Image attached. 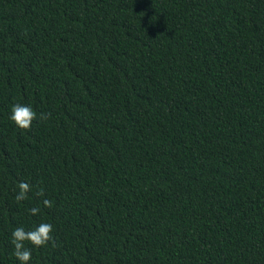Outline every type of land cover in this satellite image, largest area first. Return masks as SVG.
<instances>
[{"label":"trees","instance_id":"16d2710c","mask_svg":"<svg viewBox=\"0 0 264 264\" xmlns=\"http://www.w3.org/2000/svg\"><path fill=\"white\" fill-rule=\"evenodd\" d=\"M41 222L32 264H264V0H0V264Z\"/></svg>","mask_w":264,"mask_h":264},{"label":"clouds","instance_id":"9594fccd","mask_svg":"<svg viewBox=\"0 0 264 264\" xmlns=\"http://www.w3.org/2000/svg\"><path fill=\"white\" fill-rule=\"evenodd\" d=\"M41 118L43 114H41ZM37 119L36 111L30 105L14 104L10 109L9 120L14 127L20 131L29 130L34 120ZM31 185L20 182L15 196L17 202L28 199ZM42 194V193H41ZM44 207H51V202L43 200ZM29 215L37 216L41 212L40 206L28 209ZM53 225L47 222L37 224L31 230H26L24 226L15 228L11 233L10 242L13 246V255L17 264H32L33 251L47 246L52 240Z\"/></svg>","mask_w":264,"mask_h":264}]
</instances>
